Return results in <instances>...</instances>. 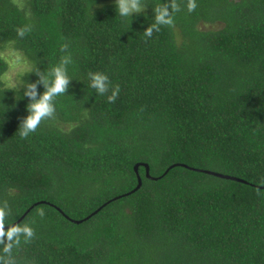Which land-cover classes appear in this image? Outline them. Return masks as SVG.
<instances>
[{
	"label": "trees",
	"instance_id": "obj_1",
	"mask_svg": "<svg viewBox=\"0 0 264 264\" xmlns=\"http://www.w3.org/2000/svg\"><path fill=\"white\" fill-rule=\"evenodd\" d=\"M172 2L123 18L115 0H0L3 226L28 210L0 264H264V0H174L147 37ZM7 47L28 65L15 86ZM57 68L66 91L22 138L24 86Z\"/></svg>",
	"mask_w": 264,
	"mask_h": 264
},
{
	"label": "clouds",
	"instance_id": "obj_2",
	"mask_svg": "<svg viewBox=\"0 0 264 264\" xmlns=\"http://www.w3.org/2000/svg\"><path fill=\"white\" fill-rule=\"evenodd\" d=\"M169 7L172 8V12L169 11ZM188 11L191 12L196 8L195 0H188ZM147 8V5H141V0H115V10L119 16L123 18H131L133 14L143 13ZM179 5H176L174 0L169 6H157L153 7L155 12V23L145 29L144 34L147 37H151L153 28L156 25H171L174 23L172 14L179 11ZM17 35L24 36L25 30L18 28ZM107 77L96 73L92 76L91 88H95L98 93L103 94L107 91ZM41 82H45L43 79ZM68 85V78L62 69L57 68L55 70V79L51 84L45 82V91L42 94H38L35 84H27L25 87L24 95L29 97V104L27 110L29 115L22 122V131L20 135L24 138L29 131H35L41 122L46 118L53 115L55 112V106L52 103L54 97L63 95ZM120 92L119 86L113 92V95L108 98L110 103L114 102V97ZM38 97V98H37ZM3 212L0 211V243L3 242L4 237L7 236L8 240H11L21 229L12 228L7 231L3 227ZM24 231L27 235L31 236V229L25 228Z\"/></svg>",
	"mask_w": 264,
	"mask_h": 264
},
{
	"label": "rangeland",
	"instance_id": "obj_3",
	"mask_svg": "<svg viewBox=\"0 0 264 264\" xmlns=\"http://www.w3.org/2000/svg\"><path fill=\"white\" fill-rule=\"evenodd\" d=\"M21 5L24 4L25 0H17ZM210 28V26H204ZM213 28L219 27V25L211 26ZM2 56L8 63V70L3 76V81L8 86L18 85L21 81V75L28 69V65L22 61L20 55L17 54L10 47L5 48L1 51Z\"/></svg>",
	"mask_w": 264,
	"mask_h": 264
},
{
	"label": "water",
	"instance_id": "obj_4",
	"mask_svg": "<svg viewBox=\"0 0 264 264\" xmlns=\"http://www.w3.org/2000/svg\"><path fill=\"white\" fill-rule=\"evenodd\" d=\"M140 165H143V166H145V176L146 177H150L149 176V168H148V166H147V164H144V163H136L135 165H134V171L135 172H137V168H138V166H140ZM174 165H171V166H169L166 170H165V172L164 173H166L171 167H173ZM200 171H202V172H205V173H208V174H212V175H215V176H218V177H223V178H228V176H226V175H222V174H219V173H216V172H212V171H207V170H200ZM151 178H155L156 179V177H151ZM141 186V179H140V177L137 175V185L129 192V193H131V192H134V191H136L139 187ZM128 194V193H127ZM126 195V194H125ZM103 205H105V204H103ZM102 207V206H101ZM100 209V207L99 208H97V210H95L93 213H91L90 215H88L87 217H85L84 219H82V220H79V221H74V220H71V221H74L75 223H78V222H81V221H83V220H85V219H87L88 217H90L92 214H94L96 211H98ZM28 211V210H27ZM27 211L18 219V220H16L15 222H13L12 224H10V225H8V226H3L4 227V229L5 228H10V227H13L14 225H16L17 223H19L23 218H24V216L26 215V213H27Z\"/></svg>",
	"mask_w": 264,
	"mask_h": 264
}]
</instances>
